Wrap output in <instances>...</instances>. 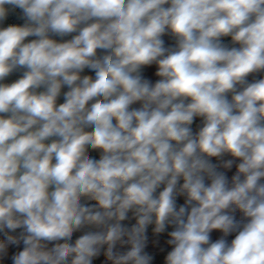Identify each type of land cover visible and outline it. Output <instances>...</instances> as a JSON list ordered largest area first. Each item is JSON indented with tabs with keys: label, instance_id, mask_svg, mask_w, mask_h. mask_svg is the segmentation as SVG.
<instances>
[{
	"label": "clouds",
	"instance_id": "clouds-1",
	"mask_svg": "<svg viewBox=\"0 0 264 264\" xmlns=\"http://www.w3.org/2000/svg\"><path fill=\"white\" fill-rule=\"evenodd\" d=\"M16 9L0 264H264V0Z\"/></svg>",
	"mask_w": 264,
	"mask_h": 264
},
{
	"label": "built area",
	"instance_id": "built-area-1",
	"mask_svg": "<svg viewBox=\"0 0 264 264\" xmlns=\"http://www.w3.org/2000/svg\"><path fill=\"white\" fill-rule=\"evenodd\" d=\"M20 15H21L20 10H19V9H16L15 12H11V13L9 14L8 19L5 20V21L3 22V24H0V27H6V26H8L9 24H22V23H23V20H21V19L19 18ZM29 39H32V38H29ZM57 39H58V38H57ZM165 39H166V42H167V43H172V41H171L169 38L166 37ZM20 74H21L20 72H15V73H13L11 76H9V77L7 78V80H6L5 82H6V83H11V82H13L14 80H16V79L19 78ZM86 74H87V70H86ZM149 75H151V71H149ZM260 75H264V73H261ZM253 78H254L253 76H249V80H252ZM257 78H258V77H257ZM61 102H62V98H61ZM197 123H199V121H197ZM193 127H194V129H195L196 125H194ZM93 155L96 156V158H98V154H97V153H93ZM125 223H128V222H125ZM132 223H134V221H132ZM80 234H81V233H76V234L74 235V239H75L76 236H78V235H80ZM149 235H150V240H151V229L149 230ZM164 238H165V237H161V242H163V239H164ZM149 250H151V248H150ZM94 264H99V262L96 261V262H94Z\"/></svg>",
	"mask_w": 264,
	"mask_h": 264
},
{
	"label": "trees",
	"instance_id": "trees-1",
	"mask_svg": "<svg viewBox=\"0 0 264 264\" xmlns=\"http://www.w3.org/2000/svg\"><path fill=\"white\" fill-rule=\"evenodd\" d=\"M229 239H231V237Z\"/></svg>",
	"mask_w": 264,
	"mask_h": 264
}]
</instances>
